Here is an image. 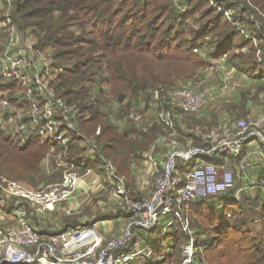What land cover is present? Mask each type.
<instances>
[{
	"label": "trees",
	"instance_id": "obj_1",
	"mask_svg": "<svg viewBox=\"0 0 264 264\" xmlns=\"http://www.w3.org/2000/svg\"><path fill=\"white\" fill-rule=\"evenodd\" d=\"M216 1L222 9L238 8L237 13L245 16L241 20L240 16H234L235 22L240 20V26L212 6L210 0H11V13L4 18L24 33L30 32L38 40L40 49L52 52L53 72L57 76L52 83L55 92L74 107V112L83 111L85 117L90 113L87 118L95 122L96 130L101 127L97 137L106 138L115 147L118 169L130 174L131 165L143 158L142 153L148 151L164 129L159 123L148 126V131L130 123L117 124L106 112L110 99L104 82L111 85L113 99L122 104L127 113L134 105L142 103L143 98L145 107L149 108L151 95L147 90L157 83L173 88L177 80L187 81L196 67L206 65L199 55L203 51L223 58L229 67H235L238 75L247 74L249 80L259 82L258 89L264 91V65L258 53L261 50L264 56V0ZM176 2L186 10L179 9ZM242 29L252 31L257 41L247 37ZM216 46L218 51L213 49ZM163 63H167L163 66L169 67L171 74L179 67H185V72H178L176 77V72L173 77L153 75L152 67ZM121 111L117 116L123 117ZM219 116L215 111L211 113L216 121ZM180 133L183 132L180 130ZM190 136L193 142L201 140L195 133ZM86 138L89 137L75 133L67 148L60 144L58 150L78 161V166L79 154L88 149ZM101 148L100 151L98 147L97 156L88 157L103 161L101 155L108 159L104 154L106 146ZM48 149V144L42 141L22 146L0 130V171L34 183V176L41 174ZM179 165L180 169L185 166L183 161H179ZM80 168L86 169L85 166ZM229 198L232 200L231 196ZM226 201L220 210L205 212L207 208L203 206L188 211L189 219L194 212L204 215L205 221L203 228L202 223L191 220L195 230L200 232L199 235L192 233L197 249L195 261L200 259V264H264V227L259 235L255 233L256 221L264 219L261 192L254 200ZM140 235L144 240H151L145 231L138 237ZM163 235L166 242L159 247L163 250L168 242L171 251L155 264H183L184 246L190 240L183 224L173 221ZM138 237L133 247L140 241Z\"/></svg>",
	"mask_w": 264,
	"mask_h": 264
},
{
	"label": "built area",
	"instance_id": "obj_2",
	"mask_svg": "<svg viewBox=\"0 0 264 264\" xmlns=\"http://www.w3.org/2000/svg\"><path fill=\"white\" fill-rule=\"evenodd\" d=\"M210 3L237 26L245 19L244 15L236 14V7L222 9L216 0ZM176 5L186 10L177 2ZM236 15L240 16L237 22ZM3 25V32L9 38L6 52L0 55V130L22 146L42 141L52 148L60 144L67 148L70 138L65 130L79 134L80 129L71 118L74 107L53 88L55 74L50 72V65L46 67V62L52 61V52L40 49L36 38L23 33L9 20H3ZM242 31L257 41L252 31ZM21 36L26 40L25 48L16 42ZM213 49L218 51V46ZM258 53L264 65L261 50ZM14 88L19 89L14 91ZM148 92L151 95L148 109L154 113L142 115L138 112L139 106H133L129 123L143 126L144 131L159 123L164 132L145 153L147 168L138 194L137 190L129 189L128 179L119 174L115 164L99 155L114 186L110 202L117 205L112 208L114 213L101 218L100 222L103 225L112 217H118L123 222L120 231L104 237L97 221L51 233L37 226L34 219L43 221L59 205L69 201L80 187L81 176L75 170L77 163L65 154L67 165L62 180L44 187L30 188L0 173V219L4 221L0 229V264H131L141 255L142 248L138 241L132 251L126 248L137 240L141 231H154L162 215L172 217L164 233L175 220L191 233L188 211L200 201L232 191L236 177L245 181L244 187L257 184L263 188L264 181L260 182L257 176L250 177L248 170L253 155L264 160V149L258 143L256 150L246 152V145L252 139L264 144V118L254 123L238 119L230 126L225 125L224 135L214 143L209 136L211 139L196 145L181 144L174 138L179 118L184 120V117L196 115L211 98L209 93L189 85L173 88L159 85ZM57 114L62 119H58ZM120 119L117 121L121 122ZM100 133L101 128H98L96 134ZM80 135L84 138L81 132ZM85 142L88 149L79 154V158L97 156L96 142L89 138ZM193 160L195 164L191 166ZM179 161H183L188 170L182 172ZM195 252V238L191 233L184 247L183 264H191Z\"/></svg>",
	"mask_w": 264,
	"mask_h": 264
},
{
	"label": "rangeland",
	"instance_id": "obj_3",
	"mask_svg": "<svg viewBox=\"0 0 264 264\" xmlns=\"http://www.w3.org/2000/svg\"><path fill=\"white\" fill-rule=\"evenodd\" d=\"M9 4H10V2L8 0H0V28H1L0 29V55L4 54L6 52V50H5L7 47L6 46V40H8V38H9L8 34L3 32L5 30L4 25H3V20L7 19L4 17H8L11 13ZM258 7L259 6H256V8H258ZM236 14H237V11H236ZM248 17L249 16H247L246 20L249 19ZM246 26H249V24H247ZM25 41H23L22 36L18 37V40H16V42H18L20 47H22V48H25V44H26ZM199 55H200V58L206 62V65H203L202 67L201 66L196 67L195 70L193 71L192 75L186 79L187 81H184L185 79L181 78L179 81L177 80L173 85V87H181V86L189 85L195 90L206 91L209 93V96L210 95L213 96V97L210 96L211 98L206 102V104L202 107V109L196 115H190V116L184 117L185 119L183 118L185 120V123L187 122L188 124H191L194 122V124H195L194 127L192 128V130H189V133L190 132L195 133L196 136L201 138V140H199L198 142H193L187 135L186 136L184 134L180 135L177 132L175 134L174 138L179 142L181 141L180 142L181 144L185 143L186 145L187 144L196 145L198 143H201V141H203L205 139H211L210 137H212V143H214L216 140H218L219 138H221L224 135V132H225L224 128L226 127L225 125L230 126L231 123L237 119H247L248 121H251L254 123L259 118H261V119L264 118V113L262 115H260V112H258L259 110L256 109V107L259 106L260 103H262L261 102V91L258 89L259 85L258 86L257 85H251V87H250V85H244L243 84L244 82L240 83L239 85H236L235 86L236 91L238 90V93L240 92V95H242L241 101H239L237 103L233 100V96H232L231 92H229L230 90H232L231 89L232 86L231 87H229V86L232 85L233 79L236 78V75H234L233 79H231L229 76L223 74V72L226 73V71L221 66H223L226 69L228 68V66L225 65L227 63L225 61H223L224 59L219 57V56H214V55L209 56V53L203 52V51L200 52ZM146 63H148V62L145 61V64ZM165 64H167V63H163L162 65L157 64V65L153 66L152 67V71L154 73L153 75H156L159 77H173L172 76L173 73L176 72V75L174 76V77H176L178 72H180L181 74L185 72V67H179V69H173V72L171 74V72H170L171 69L169 67L163 66ZM48 65H50L52 67V70H50L51 73L53 71H55L54 63L52 61H50V62L47 61L46 67H48ZM64 65L66 66L67 64H64ZM145 67H146V65H145ZM192 68L193 67H191L189 69L192 70ZM44 70H45V67H44ZM53 74H55V79H56L57 78L56 72H53ZM169 74H171V75L167 76ZM55 79H54V81H55ZM54 81H52V82H54ZM160 84L161 83H157L152 88H155ZM103 86L108 93V95H107L108 99H110V101H108L110 106L108 109L106 108L107 114L112 115V118L114 120L115 119L119 120V119H117V117L121 118L120 119L121 122H118V123H120L122 125H124L126 123L128 124L129 123V117L132 113V109L130 110L129 113H127L123 109V105L117 104V102H115V100L113 99V95L111 94V85L104 82ZM240 87L243 90H240ZM152 88H150V89H152ZM223 88H224V92H223L224 95L219 96L218 91L216 92V90H218V89L220 90ZM14 89H15L14 91H17L19 88H14ZM150 89H148L147 92ZM57 95H59V94H57ZM245 95H247V98ZM143 99H141V101H140V102H142L141 107H137L139 104L138 103V104L134 105L133 108L137 107V109H139V111L138 110L137 111L140 112L142 115H145V113H150V115H151L154 112L151 110L149 111V109L145 107V104H144L145 102H143L144 101ZM245 99H246V102L244 103ZM120 109H122V111ZM120 111H121V115L123 114V117L117 116V113L120 115ZM203 111H207V112L208 111H212V112L215 111L217 114H220V116L217 117V121L214 120V118H206L207 121L203 120L204 122L203 121L202 122L201 121L200 122L195 121L196 119H202V117L200 115L203 113ZM243 111H246V114H243ZM87 117H90V113H87L86 117H85L84 112L79 111V110H76V112L74 114L73 113L71 114L72 121L75 123L76 127L78 129H80V132L82 131L84 134H86L89 137V139H91L93 142H96L97 146L100 147V151L102 149L101 148L102 146H104V147L106 146V150L104 153L106 158H108V160L113 161V163L115 164L120 175L126 176V178L128 179L127 183H128L129 189L131 191L132 190L136 191V189H134L133 185H134L136 178H140L141 175L145 174V170L147 168L146 161L143 159V160L135 162V164L138 166V171L136 170V172H137L136 175H133L132 173H130V174L125 173L124 171L118 169L117 163L114 160L116 157L115 147L112 146L111 144H109V141L106 138L100 139L97 137V135H96L97 130H96V127L94 124L95 122L93 120L88 119ZM57 118L62 119L60 114H57ZM228 118H231V119L227 121ZM262 126H263L262 128L264 129V124ZM83 133H82V135H83ZM65 134L68 135L69 138L71 139L72 136L75 135V132L71 131V130H65ZM86 135H83V136H86ZM256 143L261 144L262 148L264 149L263 141L261 142L258 139H252L246 145V152L252 151L253 146L256 145ZM57 146L58 145H56V147H53V148L51 146H49V149L46 153V156L42 161L41 174H37L34 176V179H35L34 183H32L31 181H28V180H22V179L18 180L8 172L2 173L0 171V173L3 175H7L11 178H14L20 182H23L26 186H28L30 188H39V187H44V186H47L50 184L60 182L63 178L67 163L63 157L65 152L59 151ZM162 150H163V148H162ZM159 151H160V148H159ZM80 160H81L80 165H78V167L75 169L80 176H83L87 170L92 169V170H97L98 172H100L106 179L105 183H103V184H105V186L107 188V189H105L106 190L105 193L104 194L91 195V197H92L91 204H89L81 213L82 216L85 215L83 217L84 222L85 221L88 222L87 220H91V219L94 221L95 219H93V218L98 217V214H99L97 212V210H99L100 212H103L101 209H105L107 207L116 208L117 205L115 203L113 204V202H110L111 192H113L114 186L111 183V180L108 179L107 172L103 166V161H100L98 159V157H93V158L85 157V158H80ZM200 160H201V158L198 161H200ZM247 160H249V158H247ZM144 161H145V165L143 166ZM45 163H46V166H44ZM190 164H191V166L194 165L195 160H193ZM82 166L86 167V169L84 171H82L80 168ZM139 169H140V171H139ZM180 170L183 172V171L188 170V168L185 166H181ZM144 178H145V176H144ZM257 179L260 182H263L264 181V172H259L257 175ZM245 184L246 183L244 180H241V179L236 177V186L232 191H229L227 193H223V194H220L218 196L206 199L202 202L200 201L198 204H196V206L192 210L195 211V210H197L203 206L207 208V209L203 210L205 212H207V211L211 212L214 210L216 211L218 209L220 210L223 208L224 202H227L226 200H228V201L229 200L230 201L236 200L239 202L243 201L244 199L254 200L258 197V192H261V198L264 197V184H263V188H260V186L257 184H249L248 187H244ZM138 192L139 191H137V194H138ZM229 196L232 197V200L229 198ZM217 202H219V203H217ZM110 213L111 214L114 213L113 210ZM192 215L193 216H191L190 222H191V220L192 221L197 220L198 222L202 223V227L204 228L205 227V221L203 220L204 215H200L197 213L194 214V212ZM72 216H77V214L73 213ZM171 220H172L171 216L162 215L159 219L158 225L155 228V230L151 233L145 232V235L147 237L148 236L150 237V239H151L150 241L147 239L144 240L143 239L144 237L141 235L138 237V239L140 240L139 244L141 245L142 253H141V255L137 256L132 261L131 264H155V263H158V261H163L165 259L166 254L171 251V250H169L170 245L167 242V244H165V246L163 247L164 248L163 250L159 246H160V243L164 244V242H166L165 236L161 235V234L164 233V228H165L166 223H168ZM93 221H91V222H93ZM100 221H101V219L97 220L98 227H99V225H101ZM255 226H256L255 233H256V235H259V232H261L262 228L264 227V219H258L255 223ZM190 229L192 230L191 233H194V235H195V233L197 231L193 227L192 222H191V228L189 227V230ZM191 233H189V235H191ZM199 233L200 232H197L198 235H199ZM201 233H204V231H202ZM160 237H162L163 239L160 240ZM141 240L145 241V243H143ZM146 242H148V243H146ZM154 244H156V245H154ZM185 246H186V244H185ZM132 249H133L132 244H130L126 248L127 251H132ZM195 253H197V249H196ZM203 257H204L203 254H201L200 258L203 259ZM184 260H185V258H184ZM183 263H184V261H183ZM191 264H200V259H197V261H195V259H194V262H192ZM201 264H203V263H201Z\"/></svg>",
	"mask_w": 264,
	"mask_h": 264
},
{
	"label": "crops",
	"instance_id": "obj_4",
	"mask_svg": "<svg viewBox=\"0 0 264 264\" xmlns=\"http://www.w3.org/2000/svg\"><path fill=\"white\" fill-rule=\"evenodd\" d=\"M247 27H250V25ZM223 61L226 62V60H223ZM225 65H227V64H225ZM221 67L226 71V73L223 72V74L229 76L231 79H233V76L236 75L237 79L236 78L233 79L232 85L229 86V87L232 86L231 87L232 90H230L229 92H231V94L233 96V100L237 103L239 101H241L242 95H240V92L238 93V90L236 91V89H235L236 85H239L240 83L244 82L243 83L244 85H250V87H251V85H257V86L259 85L260 86L259 82L249 80V76L247 74L238 75L235 67H229L228 66L227 69L224 68L223 66H221ZM240 90H243V89L240 87ZM217 91H218L219 96L224 95V93H223L224 88L220 89V90L218 89V90H216V92ZM210 96H212V95H210ZM246 97H247V95H246ZM261 102L262 103H260V105L256 107V109L259 110L258 112H260V115H262L264 113V91H261ZM138 106L141 107L142 103L138 104ZM208 112L203 111V113L200 115L202 117V119H200L201 121H203V120L207 121L206 118H211L212 111H208ZM243 114H246V111H243ZM117 119H119V117H117ZM230 119L231 118H228L227 121ZM115 121L117 122V124L122 125V124L118 123V121L116 119H115ZM177 124H178L177 125V127H178L177 132L180 135H182V134H184L185 136L187 135L192 140V138L190 136V133H192V132L189 133V130H192V128L194 127V125H195L194 122L191 124H188L187 122L184 123V120L179 118ZM140 127L143 128V126H140ZM99 128H101V127H99ZM180 130H181V132H183L182 134L180 133ZM256 149H257V143H256V145L253 146V150H256ZM142 156H143V158L141 160H143V159L145 160V152L142 153ZM251 161H252V163H251L252 166L249 168L248 173H249L250 177L254 178L258 175L259 172H264V160L260 156L253 155V158L251 159ZM144 165H145V161L143 162V166ZM44 166H46V163ZM131 169H132L131 173L133 175H136V173H137L136 170L138 171V166L135 163H133V165H131ZM139 171H140V169H139ZM144 175H141L142 178L140 177V178L135 179L133 187L137 191L139 189H142L141 180L144 179ZM105 180H106L105 177L100 172H98L97 170H92V169L87 170L86 173L83 176H81L80 187L76 191L75 195L69 201L59 205L57 207V210L53 213H50L45 219H43V221H40L38 219L37 220L34 219L35 223L40 228L44 229L46 233L56 232V231H59L63 228H66L68 226H76V224H75L76 221H78L79 224L86 223V221L84 222V220H83V217L85 215L82 216L81 213L89 204H91V202H92L91 195L104 194L105 193V191H106L105 189H107L105 184H103V183H105ZM101 210L103 212H100L99 210H97V212L99 214H98L97 218H93V219H95L94 221H97L98 219H101V218L105 219V218L109 217L110 215H112L110 213L112 211L111 207H107V208L101 209ZM73 213L77 214V216H72ZM87 221H93V220L91 219V220H87ZM122 226H123L122 220H120L118 217H115V218L112 217L107 223H104L103 225L101 223V225H99V230L104 237H108L111 234H117L120 231ZM3 227H4V221L2 219H0V229H2ZM0 234H1V232H0Z\"/></svg>",
	"mask_w": 264,
	"mask_h": 264
}]
</instances>
